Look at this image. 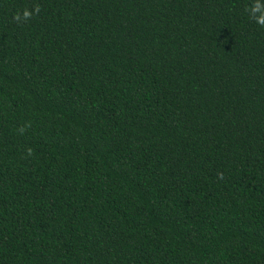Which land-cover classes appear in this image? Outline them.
<instances>
[{"label":"trees","instance_id":"trees-1","mask_svg":"<svg viewBox=\"0 0 264 264\" xmlns=\"http://www.w3.org/2000/svg\"><path fill=\"white\" fill-rule=\"evenodd\" d=\"M0 264H264V0H0Z\"/></svg>","mask_w":264,"mask_h":264}]
</instances>
